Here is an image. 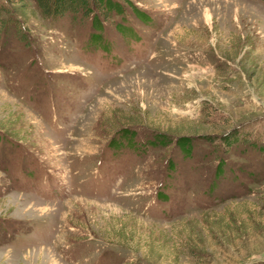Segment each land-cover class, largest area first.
<instances>
[{
	"label": "rangeland",
	"instance_id": "obj_1",
	"mask_svg": "<svg viewBox=\"0 0 264 264\" xmlns=\"http://www.w3.org/2000/svg\"><path fill=\"white\" fill-rule=\"evenodd\" d=\"M116 1L0 34V264H264V0Z\"/></svg>",
	"mask_w": 264,
	"mask_h": 264
},
{
	"label": "trees",
	"instance_id": "obj_2",
	"mask_svg": "<svg viewBox=\"0 0 264 264\" xmlns=\"http://www.w3.org/2000/svg\"><path fill=\"white\" fill-rule=\"evenodd\" d=\"M39 8L43 15H52L59 16L62 14H78L82 13H90L94 7H97L101 14H105L107 17L113 11L124 14V9L118 4L116 0H36ZM15 4L21 5L22 9L27 6V0H7L3 4H0V34L4 30H8L10 27H13L17 34L26 41L29 40V34H27V26L25 25V21L23 19H18L13 16L12 10L16 7ZM2 9L7 13L6 16L3 15ZM16 10V9H15ZM96 16V15H95ZM95 22L98 23L99 27H102L98 18H95ZM119 25H121L119 23ZM95 38H98L96 35ZM93 37V39H94ZM130 130L127 128L123 132L126 134V137L131 136ZM164 139V140H163ZM238 139L242 141L243 136L239 135ZM163 141H167V137L162 138ZM161 140V141H162ZM192 138L182 137L181 141L184 146L190 147L192 144ZM244 142L249 143V140L244 139Z\"/></svg>",
	"mask_w": 264,
	"mask_h": 264
},
{
	"label": "bare ground",
	"instance_id": "obj_3",
	"mask_svg": "<svg viewBox=\"0 0 264 264\" xmlns=\"http://www.w3.org/2000/svg\"><path fill=\"white\" fill-rule=\"evenodd\" d=\"M236 2L239 3L238 0H236ZM258 9H259V8H258Z\"/></svg>",
	"mask_w": 264,
	"mask_h": 264
}]
</instances>
